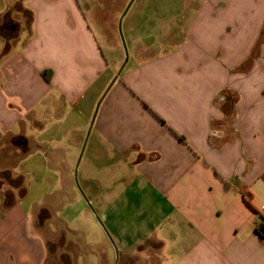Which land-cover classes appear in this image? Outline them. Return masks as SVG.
<instances>
[{
  "label": "crops",
  "instance_id": "crops-1",
  "mask_svg": "<svg viewBox=\"0 0 264 264\" xmlns=\"http://www.w3.org/2000/svg\"><path fill=\"white\" fill-rule=\"evenodd\" d=\"M167 1L142 14L121 70L95 0H0V264H45L49 206L29 178L57 177L46 162L93 118L91 153L121 176L99 208L123 256L264 264V0Z\"/></svg>",
  "mask_w": 264,
  "mask_h": 264
},
{
  "label": "rangeland",
  "instance_id": "rangeland-1",
  "mask_svg": "<svg viewBox=\"0 0 264 264\" xmlns=\"http://www.w3.org/2000/svg\"><path fill=\"white\" fill-rule=\"evenodd\" d=\"M131 1L95 0V15L88 16L98 38L103 40L105 32L117 42L122 50L123 62L131 56L130 33L138 37L136 32L138 26L143 25L144 12L147 18L153 20L154 15L150 13L153 4L161 5L160 8L167 11L169 8L171 11L177 9L174 1L134 0L130 6ZM89 129L90 125L79 145L60 146L61 159L58 162H46L54 166L51 172H57V177L35 175L29 178L34 189L30 195L31 202L48 204L50 211H40L36 218L37 227L44 223L42 234L48 242L45 264H136L135 258L128 259L117 250V242L103 216V209L112 198L123 193V188L118 185L112 192H106L112 182L121 178L120 172L111 176L108 162L91 153ZM95 199L98 204L91 203ZM79 201L84 204L83 209L73 222L62 226L56 217L68 207L77 208Z\"/></svg>",
  "mask_w": 264,
  "mask_h": 264
},
{
  "label": "trees",
  "instance_id": "trees-1",
  "mask_svg": "<svg viewBox=\"0 0 264 264\" xmlns=\"http://www.w3.org/2000/svg\"><path fill=\"white\" fill-rule=\"evenodd\" d=\"M256 233L264 239V218L262 219L261 223H259L256 227Z\"/></svg>",
  "mask_w": 264,
  "mask_h": 264
},
{
  "label": "water",
  "instance_id": "water-1",
  "mask_svg": "<svg viewBox=\"0 0 264 264\" xmlns=\"http://www.w3.org/2000/svg\"><path fill=\"white\" fill-rule=\"evenodd\" d=\"M133 1H134V0L131 1L130 6H131V4L133 3ZM130 6H129V7H130ZM128 9H129V8H128ZM128 9H127V10H128ZM125 14H126V13H125ZM125 14H124V15H125ZM124 15H123V17H124ZM126 63H127V59H126V61L124 62V65L122 66L121 70L124 68V66H125ZM94 117H95V115H94ZM93 121H94V118H93ZM93 121H92V123H91V125H90V129L92 128Z\"/></svg>",
  "mask_w": 264,
  "mask_h": 264
}]
</instances>
